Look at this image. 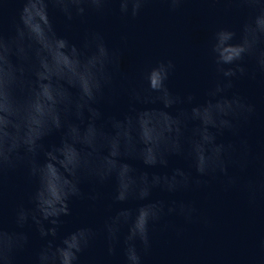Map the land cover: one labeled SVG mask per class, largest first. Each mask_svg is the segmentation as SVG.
Instances as JSON below:
<instances>
[{
  "label": "clouds",
  "instance_id": "obj_1",
  "mask_svg": "<svg viewBox=\"0 0 264 264\" xmlns=\"http://www.w3.org/2000/svg\"><path fill=\"white\" fill-rule=\"evenodd\" d=\"M186 2L20 0L12 33L5 35L0 28V185L6 173L19 167L35 181L32 207L18 206L14 216L17 229L31 221L41 238L52 237L36 253L34 264H77L79 255L99 235L111 256L124 228V264H142V255L153 246L154 226L166 217L210 225L194 201H150L153 189L168 193L198 190L208 185L206 178L222 177L223 190L238 192L250 209L264 206V152H254L248 137L241 135L256 117V106L237 92L229 94L237 80L264 78V0H209L235 5L245 15L238 28L217 26L209 35L206 50L213 76L202 102L193 103L191 94L181 97L170 92L167 81L176 65L164 58L140 68L139 83H130L125 89L130 100L159 102L164 109L191 106L175 114L132 108L122 119L109 118L106 124L97 123L101 113L94 106L101 100L111 102L117 93L121 50L110 48L103 33L96 30H86L80 46L70 44L57 35L49 16L51 5L68 21H83L88 13L107 15L114 3L122 19L135 20L150 4L162 3L176 13ZM2 20L0 4V24ZM121 40L126 44L127 36L122 35ZM53 131H62L60 144L45 149L41 141ZM225 132L236 139L218 142ZM173 155L188 159L196 176L181 168L149 175L125 162V158L138 159L149 168L167 167L168 157ZM252 166L256 172L248 175ZM85 178L99 183L114 178L113 200L120 204L146 202L135 209L119 208L105 219L100 232L78 228L56 244L61 217L69 215L68 201L82 195L79 184ZM89 199L95 201L98 196ZM173 227L180 237L183 228ZM27 243V234L6 228L0 213V264H16L17 254ZM256 247L254 256L235 264H264V235ZM180 264L191 262L184 258Z\"/></svg>",
  "mask_w": 264,
  "mask_h": 264
},
{
  "label": "water",
  "instance_id": "obj_2",
  "mask_svg": "<svg viewBox=\"0 0 264 264\" xmlns=\"http://www.w3.org/2000/svg\"><path fill=\"white\" fill-rule=\"evenodd\" d=\"M3 5V20L0 24L5 35L13 31L21 7L20 0H0ZM110 12L103 16L88 13L82 21L74 18L68 21L61 13L49 6V16L58 36L65 38L70 44L80 46L86 30L103 33L110 48L121 50L119 72L115 80L117 93L111 102L101 100L96 107L101 113L97 123L106 124L109 118L122 119L134 108L165 110L172 114L191 105L181 104L164 109L159 102L143 104L131 101L125 89L130 83H139V70L146 63L169 58L176 69L167 81L173 95L186 97L191 94L193 103L205 99L206 90L213 76V69L207 55L206 45L213 28L230 26L238 28L245 13L235 5L211 3L209 0H187L180 11L170 13L162 3L148 5L146 11L135 20L122 19L118 5L110 4ZM226 9H231L227 10ZM127 36V43L121 36ZM252 70V65H248ZM257 76L256 81L242 78L235 81L232 91L239 93L256 106L257 114L251 123L242 130L247 136L253 151L264 152V83ZM75 91V90H73ZM106 94L111 93L106 90ZM79 123L78 121H74ZM191 127V125H190ZM106 131L110 128L106 126ZM62 131H53L45 136L41 143L45 149L59 145ZM236 138L225 132L217 138L218 142L228 143ZM39 159L44 161L43 153ZM138 172L149 175H163L175 168H181L196 176L191 162L184 156H169L167 167H146L138 159H127ZM229 171H233L229 169ZM255 166L248 169V175H254ZM209 183L198 190H186L168 193L161 189H153L150 201H194L201 212L209 219L210 225L201 223L185 224L177 216L166 217L153 228V246L147 255H142V264H180L187 258L191 264H235L237 261L249 259L258 249L257 240L264 235V206L253 211L236 191H224L222 177L206 178ZM36 187L23 167L6 173L0 185V213L4 225L9 230L23 231L28 236L25 249L16 256V264H34L36 253L52 237L41 238L35 225L29 221L22 229H17L14 221L18 206L31 208L30 196ZM79 188L81 196L71 197L68 201L69 215L61 217L62 223L57 229L54 243L78 228L87 227L100 232L105 219L121 207L135 209L146 201L129 200L120 204L113 200L115 179L110 178L103 183L93 179H82ZM97 195L93 201L90 196ZM46 223V222H45ZM167 223L169 227L163 228ZM47 226V225H46ZM175 228H183V234L177 237ZM127 229L121 230V242L117 244L113 255L109 256L103 236L99 235L95 242L79 255L77 264H124L123 235Z\"/></svg>",
  "mask_w": 264,
  "mask_h": 264
}]
</instances>
